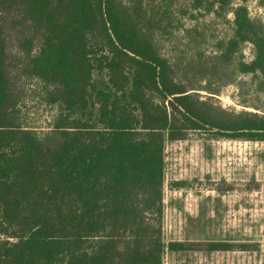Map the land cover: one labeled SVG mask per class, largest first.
<instances>
[{
  "label": "trees",
  "instance_id": "1",
  "mask_svg": "<svg viewBox=\"0 0 264 264\" xmlns=\"http://www.w3.org/2000/svg\"><path fill=\"white\" fill-rule=\"evenodd\" d=\"M245 1L0 0V264H164L189 249L164 235L167 142L264 141V112L215 96L241 75L264 95V21ZM175 33L182 54L165 52ZM21 80L56 106L47 129L25 124Z\"/></svg>",
  "mask_w": 264,
  "mask_h": 264
},
{
  "label": "rangeland",
  "instance_id": "2",
  "mask_svg": "<svg viewBox=\"0 0 264 264\" xmlns=\"http://www.w3.org/2000/svg\"><path fill=\"white\" fill-rule=\"evenodd\" d=\"M245 3L252 16L264 21L259 0ZM200 19L211 36H221L229 26L224 17ZM180 37L165 36V52L182 54ZM18 43L15 38L12 50L21 55ZM204 49L212 51L213 45ZM244 55L247 60L253 57L250 44ZM20 87L25 124L47 129L56 106L48 102L37 81L21 80ZM215 96L227 108L264 112V95L250 75H241ZM166 162L164 235L167 241H183L189 249L168 252L164 264H264V141L214 139L208 133L192 132L186 139L167 142ZM172 181L185 183L172 187ZM212 241L244 243L249 248L212 251L208 245Z\"/></svg>",
  "mask_w": 264,
  "mask_h": 264
}]
</instances>
